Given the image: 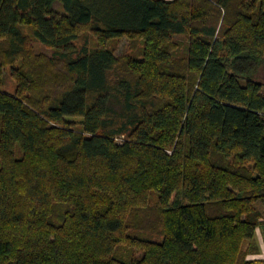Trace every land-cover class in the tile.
Masks as SVG:
<instances>
[{"label": "trees", "instance_id": "16d2710c", "mask_svg": "<svg viewBox=\"0 0 264 264\" xmlns=\"http://www.w3.org/2000/svg\"><path fill=\"white\" fill-rule=\"evenodd\" d=\"M257 231L264 0H0V264H257Z\"/></svg>", "mask_w": 264, "mask_h": 264}, {"label": "rangeland", "instance_id": "374dc122", "mask_svg": "<svg viewBox=\"0 0 264 264\" xmlns=\"http://www.w3.org/2000/svg\"><path fill=\"white\" fill-rule=\"evenodd\" d=\"M58 8L60 7V5L57 3L56 5ZM180 38V37H178ZM80 43V42H79ZM114 52L118 55L121 54H126L128 52H134L132 50V47H130V45H132V41L126 37V36H122L118 39L113 40L112 42H110L109 44ZM34 48L37 51H44V52H50V49L48 47H46L45 45L41 44L40 42L34 41ZM4 88L10 92H12L15 88V82L12 78H8L7 79V83L5 84ZM257 235H258V240L259 243L261 244V248L264 249V245L262 243V238L260 236L259 231H257Z\"/></svg>", "mask_w": 264, "mask_h": 264}, {"label": "crops", "instance_id": "0c3cea01", "mask_svg": "<svg viewBox=\"0 0 264 264\" xmlns=\"http://www.w3.org/2000/svg\"><path fill=\"white\" fill-rule=\"evenodd\" d=\"M261 256L264 257V249H262ZM257 264H264V261H262V262H258Z\"/></svg>", "mask_w": 264, "mask_h": 264}]
</instances>
